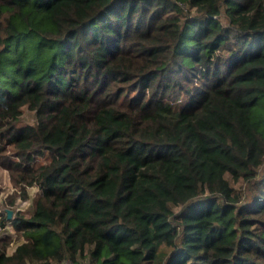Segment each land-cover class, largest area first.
<instances>
[{
  "label": "trees",
  "instance_id": "obj_1",
  "mask_svg": "<svg viewBox=\"0 0 264 264\" xmlns=\"http://www.w3.org/2000/svg\"><path fill=\"white\" fill-rule=\"evenodd\" d=\"M0 145V264H264V0H0Z\"/></svg>",
  "mask_w": 264,
  "mask_h": 264
},
{
  "label": "rangeland",
  "instance_id": "obj_2",
  "mask_svg": "<svg viewBox=\"0 0 264 264\" xmlns=\"http://www.w3.org/2000/svg\"><path fill=\"white\" fill-rule=\"evenodd\" d=\"M184 7L187 11L186 6ZM22 122H33L34 114L27 108V106L22 107V114L20 116ZM1 146V145H0ZM5 153L9 154L11 151L10 147L5 146ZM10 151V152H9ZM0 162L6 160L4 155H0ZM9 157L15 159V155L10 153ZM48 160V157L38 155L32 163L39 164L44 163ZM248 186L247 182H238L235 184V187L240 191L245 193V189ZM22 185L15 184L11 181L9 172L0 164V220L3 219L5 223V230L0 234L1 236H8V246L7 250L10 251L14 246L23 239V236L20 232L13 229L11 225L12 218L18 213H23L28 215L34 206V199L41 191L40 187L37 184H32L30 186H25V191L28 194L27 197L21 196ZM10 200L12 202H10ZM7 209L12 210V215L10 218H7Z\"/></svg>",
  "mask_w": 264,
  "mask_h": 264
},
{
  "label": "built area",
  "instance_id": "obj_3",
  "mask_svg": "<svg viewBox=\"0 0 264 264\" xmlns=\"http://www.w3.org/2000/svg\"><path fill=\"white\" fill-rule=\"evenodd\" d=\"M5 227H6L5 224H4V226H0V234L4 232ZM63 264H71V263L69 261H65V262H63Z\"/></svg>",
  "mask_w": 264,
  "mask_h": 264
},
{
  "label": "water",
  "instance_id": "obj_4",
  "mask_svg": "<svg viewBox=\"0 0 264 264\" xmlns=\"http://www.w3.org/2000/svg\"><path fill=\"white\" fill-rule=\"evenodd\" d=\"M12 215V210L11 209H7V218H10Z\"/></svg>",
  "mask_w": 264,
  "mask_h": 264
}]
</instances>
